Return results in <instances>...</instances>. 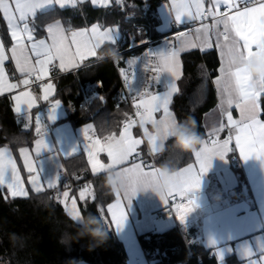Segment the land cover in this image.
I'll return each instance as SVG.
<instances>
[{"label":"snow or ice","instance_id":"6c2138e0","mask_svg":"<svg viewBox=\"0 0 264 264\" xmlns=\"http://www.w3.org/2000/svg\"><path fill=\"white\" fill-rule=\"evenodd\" d=\"M76 2L77 0H0V14L7 22L11 38L14 41L8 51L11 53V60L14 61L16 70L25 77L19 83L9 82L4 68V63L9 57L6 54L4 43L0 42V93L11 92L21 84L28 87L32 74H35L37 80L43 79L48 75L49 66L53 65L54 61L59 62L61 70L78 67V61H84L90 56H97L96 48L99 44L105 41L115 44V35L112 34L111 29L99 31L93 25L90 32L87 29H81L70 31L69 35L58 20L47 25L45 29L48 34L47 40L36 38L34 20L38 11L53 4L63 6L65 3L75 4ZM92 2L95 4L96 0H92ZM172 8L176 10L175 21L177 24L205 21L209 18H211V24L202 22L199 27L189 29L188 33L178 32L175 43L169 42L167 52H148L146 54L148 57H154L158 61L150 69L156 73L150 79L158 82L161 73L165 72L170 73L173 78L179 79L180 53L189 48H199L202 52L212 49L213 34L216 36L215 46L220 49L221 57H226L231 52L249 57L259 54L255 43L258 39L264 38V0H208L207 7H205V0H172ZM192 32L194 35L190 36L189 33ZM128 63L134 64L135 60H130ZM145 70H149L148 63L145 65ZM121 71L124 72L123 69ZM219 73L213 83L220 85L227 78V83L223 88V103L227 108L222 109V115L226 117L227 124L221 123L219 127L212 130L211 135L217 138L210 141L204 140L200 149L194 152L196 165L189 164L178 171L175 177L176 182L167 192L159 195L166 206H169L170 201L172 202V208L181 223L196 207L195 193L200 189L202 177L211 168L213 159L224 160L227 153L232 151L229 144L233 139V134L235 147L243 160L247 161L253 157L264 160V121L259 118L260 97L264 95V80L252 82V77L246 72L230 64H227V68L221 66ZM133 77L134 73L132 79ZM124 79L128 80L126 74ZM177 90L175 83H171L162 95L153 94L146 84L144 90L138 93V103L135 102L137 97H133L139 126L144 135L151 133L148 144L152 154L156 153L158 141L169 138V129L177 121L169 111L171 94ZM53 91L52 83L44 85L43 99L49 100ZM13 99L17 112L21 111V104H26L28 109H31L35 104V97L29 91H21ZM60 103L59 100H56L52 105L49 114L50 120L55 119V108ZM233 106L239 109V120H234L232 112L228 110ZM156 113H161L159 118ZM135 123L136 121L125 122L119 138H116L114 134H109L105 137V143L102 146L99 139L89 136L91 125L83 130L85 137L89 140L84 150L87 153L91 172L97 174L107 170H116L126 184L123 197L116 194V203L110 204L107 208V212L111 214V224H114L117 231L123 227L127 220V212L122 207L121 200H127L128 209L133 197L137 195V184L143 183L145 188H148L154 183L156 177L157 167L144 160L138 151V146L143 141L132 135L131 129ZM225 127L228 129L229 135L221 142L218 136ZM36 133L38 136H43L39 116L36 117ZM43 149L48 150L45 140L43 138L36 140L37 155ZM75 151L74 148L71 152ZM101 152L106 153L108 163H103L98 158ZM20 154L23 156L24 165L29 173V183L34 191L40 192V171L34 167L29 150L22 148ZM58 181L59 175L48 181L47 187L55 188ZM5 185L12 197L28 196L10 150L0 146V186ZM61 195L63 197L61 203L69 199V191H63ZM86 196L94 199L91 184H85L79 191L81 200H85ZM177 196L181 198L179 203L175 202ZM185 200L186 204L183 202ZM69 212L73 221L81 215L75 198L71 199ZM100 217L104 219L103 213ZM106 225L108 227V222ZM247 252L251 255L252 249L248 248ZM219 254L220 259L223 260V252L219 251ZM260 260H264V245L260 246ZM249 264H258V261L250 260Z\"/></svg>","mask_w":264,"mask_h":264},{"label":"trees","instance_id":"16d2710c","mask_svg":"<svg viewBox=\"0 0 264 264\" xmlns=\"http://www.w3.org/2000/svg\"><path fill=\"white\" fill-rule=\"evenodd\" d=\"M164 1L113 0L109 7H95L86 1L67 8L54 6L38 12L34 27L39 36L46 34L47 23L57 19L63 21L67 30L100 23L102 26L120 25L124 33V44L118 41L100 49V53L108 48L117 49L120 52L118 60L102 57L54 76L52 100H60L66 105L67 119L74 127L93 123L100 137L121 130L122 120L134 109L128 94L124 99L119 98L124 91L121 69L126 68L132 56L162 36L156 27L159 24L158 8ZM0 34L9 49L12 38L2 14ZM134 42L138 45L132 46ZM181 60L183 72L177 82L178 90L173 96L171 110L177 121L194 118L204 139L208 136L204 114L217 103L213 81L219 74L220 57L216 48L203 52L195 48L184 51ZM7 69L10 76L16 77L12 61L7 63ZM260 108L261 118L264 119V95L260 97ZM24 118L25 115L15 112L11 95L0 96V146L19 148L34 143L36 133L24 126ZM172 145V139L168 138L155 159L149 155L155 166L168 160L178 170L193 162L194 152L180 153ZM143 154L147 155L146 151ZM64 165L58 190L30 191L27 197H12L0 188V264H130L126 247L108 216V205L116 195L109 194L104 187V173L91 172L85 152L66 158ZM81 184H91L94 191V199L78 201L81 214L101 216L103 213L104 220L108 222V240L91 250L87 237L69 246L59 242L64 233L75 235L80 224L71 219L58 192L70 188L72 193H76L83 188ZM139 242L148 261L153 260L155 264L177 261L218 264L203 245L187 243L177 226L164 232L152 231L140 235ZM226 261L231 264L237 260L232 257Z\"/></svg>","mask_w":264,"mask_h":264},{"label":"crops","instance_id":"0c3cea01","mask_svg":"<svg viewBox=\"0 0 264 264\" xmlns=\"http://www.w3.org/2000/svg\"><path fill=\"white\" fill-rule=\"evenodd\" d=\"M86 1L91 2L95 7H109L113 3V0H96L95 4L92 2V0H77L75 4H80ZM72 5L74 4L65 3L63 6L59 4H53L46 9L52 8L54 6L67 8ZM207 5L208 0H205V7H207ZM157 14L159 17V24L157 25L156 29L162 34V36L154 42L151 41L149 46L139 54L132 56L129 61L135 60V63H128L126 68L123 69V76L128 71H132L134 73L133 79L132 77L129 79L126 87L127 94L129 95L132 103V109L135 108L133 97H137L135 102L138 103V93L144 90L146 84L153 94L159 95H162L164 92H166L168 86L171 83H175L176 88L178 89V79L173 78L170 73H162L158 82L150 79L156 75V73L150 69L152 66L157 64L158 61L156 58L148 57L146 54L148 52H167L169 50V42L175 43V37L177 33H188L189 30H177V26L175 25L176 10L172 8V0H165L158 8ZM57 20L60 21L69 35L70 31H79L81 29H87L90 32L93 25H95L99 31L111 29L112 34L115 35V44L118 43L123 35L121 26L117 24L111 26H102L100 23H93L89 26L67 30L63 21L60 19ZM57 20L51 21L49 23H54ZM49 23L46 24L45 29ZM187 23L183 24L186 25ZM205 23L211 24V20ZM199 26L200 25L196 27ZM35 35L37 39H48L47 32L45 35L39 36L37 33H35ZM189 35L193 36L194 32L189 33ZM212 40L213 48H216L215 34H213ZM0 42L4 43L1 34ZM13 43L14 41L12 40V44ZM12 44L9 49L12 47ZM104 45L114 44L110 41H105L99 44V46L96 48L97 56H90L84 61H78V67L61 70L59 68V62L54 61L53 65L49 66L48 75L43 79L37 80L35 78V74H32L30 77L31 83L28 87H25L21 84L18 88L12 90L11 92L0 93V96L11 95L14 110L16 109V104L13 97L19 92L29 91L33 97H35V104L31 109H28L26 104H21V111L17 112L15 110V112L20 115H25L23 120L24 126L26 128H32L35 133L36 117L39 116L41 120L43 136H38L36 133L34 143L30 146H22L19 148L3 146L10 150L11 155L16 162L17 169L19 170L23 185L28 193L34 190L29 183V173L24 165V159L20 154V149L27 148L29 150L30 158L34 161V167L40 171L41 191L44 189H49L47 187V182L57 178L59 175V181L55 187V189L58 190L62 182L63 173L65 171V159L80 152L86 153L84 149L85 145L88 143L83 130L89 125L93 126V123H89L80 127H74L67 119L68 109L66 105L60 100V105L55 108V119H49V114L53 107L52 105L56 101L52 100V96L55 92L53 78L60 73L80 68L91 60L102 58L100 56V49ZM136 45L138 44L134 42L132 46ZM216 49L220 57V67L224 66L227 68L226 57H221L220 49ZM5 50L9 57V59L4 63L7 78L10 83H19L25 77L21 75V73H19L16 68V77L10 76L7 69V63L12 61L11 53L8 51L6 46ZM188 50H191V48ZM183 52H181L179 56V78L183 72V64L181 60V54ZM12 62L15 67L14 61ZM146 63L149 65V70H145ZM48 83H52L54 85V91L49 96V100H44L43 87ZM226 83L227 78H225V80L222 81L220 85H216L217 103L213 108L204 114V126L208 134L204 140L210 141L211 139L217 138L211 135L212 130L216 127H219L221 123L227 124L226 117L222 115V109L227 108V106L223 103V88L225 87ZM176 92L177 91L172 92L169 104V111L172 113L175 119L176 116L171 110V102ZM35 110L36 112H34ZM228 110L232 112L234 120L240 119L239 109L233 106ZM131 113L126 117H129L130 119ZM160 115L161 113H156L157 118H159ZM259 118L261 121H264V119L261 118V108ZM129 121L134 120L130 119ZM148 127L151 131V126L149 125ZM122 130L123 125L119 132L112 134H114L116 138H119V134ZM131 132L134 138H138L143 141V143L138 146V151L141 153L142 157H149L150 155L155 159L166 142V140L158 141L156 153L152 154L150 152V145L148 144L149 139L146 135H144L143 130L140 128L138 122L133 125ZM228 135V129L225 127V129L219 133L218 138L222 142L224 139L228 138ZM41 138H43L47 143L48 150L43 149L41 153L37 155L35 151L36 140ZM95 139H99L101 141V146L105 143V137H100L97 135ZM229 147L232 149V151L227 153L226 158L224 160L214 158L211 168L202 177L201 187L198 192L195 193L196 207L187 215L183 223H181L176 217L175 211L172 208V202L170 201L169 206H166L161 201L160 197L151 190H147L142 194L137 192V195L133 197L131 206L128 209L127 200H121L122 207L127 212V220L119 231L115 229L114 224L112 225L126 247L130 264H155L153 260L148 261L146 258L143 248L139 242V236L152 231L164 232L175 226L180 229V232L187 243H200L203 245L204 248L209 251L210 255L215 257L218 264H230L227 263L226 260L232 257H234L237 261L231 264H249L250 260H256L258 261V264H264V260H260V246L264 245V160L257 159L255 157L250 158L247 161L243 160L239 155L238 149L235 147L234 134L233 139L230 141ZM74 148L76 151L72 153L71 151ZM144 151H146L147 155L143 154ZM233 155H237L238 160H232ZM98 158L101 160V162L108 163V158L105 152L99 153ZM189 164L196 165L195 157L193 162ZM189 164L178 169L177 172L184 167H187ZM0 188L11 196L6 185L0 186ZM81 189H79L76 193H72L70 188H65L58 192V196L62 201V192L66 190L69 191V199L64 202V205H66V210L69 214V210L71 208V199H76L77 206L78 201L81 200L79 198V191ZM92 193L94 195L93 187ZM123 194L124 193H121L120 196L123 197ZM87 198L92 199L90 196H86L85 199ZM180 199L181 198L177 196L175 202H181ZM114 203H116V197L110 204ZM186 203L187 201L185 204ZM117 215H119V212H117ZM108 216L111 221V214L108 213ZM213 241L214 243H212ZM248 248L252 249L251 255H249L247 252ZM219 251L223 252L224 254L223 260L220 259ZM137 258L141 259L140 262L136 261ZM173 264H185V261H177Z\"/></svg>","mask_w":264,"mask_h":264},{"label":"clouds","instance_id":"9594fccd","mask_svg":"<svg viewBox=\"0 0 264 264\" xmlns=\"http://www.w3.org/2000/svg\"><path fill=\"white\" fill-rule=\"evenodd\" d=\"M255 47L258 50V55L249 57L241 53L231 52L226 56V63L242 69L252 77V82L264 80V38L258 39ZM100 56L115 61L120 58V52L115 48H108L101 52ZM146 136L151 139V133L146 134ZM169 138L173 141L172 146L180 153L196 152L204 143V139L198 131L197 123L192 117L183 121H176L169 129ZM176 174V167L170 161L164 160L157 166L154 183L148 188H145L143 183H138L137 192L142 194L151 190L159 196L167 192L176 182ZM103 184L109 194H121L126 190V184L116 170L104 172ZM76 220L80 224V228L75 235L71 233L62 234L59 240L62 245L69 246L71 243L87 237L90 241L89 250H91L108 240L107 225L100 216L88 213L81 215Z\"/></svg>","mask_w":264,"mask_h":264},{"label":"built area","instance_id":"2783aa9c","mask_svg":"<svg viewBox=\"0 0 264 264\" xmlns=\"http://www.w3.org/2000/svg\"><path fill=\"white\" fill-rule=\"evenodd\" d=\"M209 20H211V18H209L208 20H205V21H192V22H190V23H187L186 25H184L183 23H181V24H177V23L175 22V25L177 26L178 31L189 30V29H194L196 26L200 25L202 22L205 23V22H207V21H209ZM123 34H124V33H123ZM125 41H126V40H125L124 36L122 35V37L120 38L119 42H120L121 44H124ZM132 74H133L132 71H128V72H127L126 75L128 76V80H125V79H124V76H122V81H123V85H124V91H123V93L119 96L120 99H124V98L126 97V95H127V89H126V87H127V84H128L129 79L132 77ZM135 113H136V108L133 109V112H132V114H131L130 119H133L134 121L138 122L139 118L136 116ZM130 119H129V117H124V119L122 120V125L124 126V123H125V122H130V121H129ZM96 134H97V132H96V128H95V126L93 125V126L91 127V129L89 130V136L94 137ZM87 143H89V140H88V139H87ZM143 159L146 160V161H149L150 163L153 164V166H155V163H154V162H153L148 156H143ZM232 160H234V161L238 160V156H237V155H233V156H232ZM81 185L83 186V184H81ZM180 201H181V199H180ZM183 202L185 203L186 200L183 201ZM140 260H141L140 258H137V259H136L137 262H140Z\"/></svg>","mask_w":264,"mask_h":264},{"label":"rangeland","instance_id":"374dc122","mask_svg":"<svg viewBox=\"0 0 264 264\" xmlns=\"http://www.w3.org/2000/svg\"><path fill=\"white\" fill-rule=\"evenodd\" d=\"M98 134H96L93 138L95 139L97 137ZM93 187V186H92ZM80 264H88L86 262H80Z\"/></svg>","mask_w":264,"mask_h":264}]
</instances>
